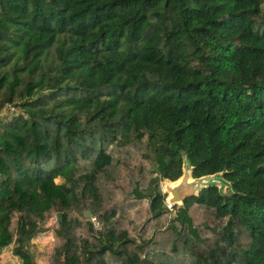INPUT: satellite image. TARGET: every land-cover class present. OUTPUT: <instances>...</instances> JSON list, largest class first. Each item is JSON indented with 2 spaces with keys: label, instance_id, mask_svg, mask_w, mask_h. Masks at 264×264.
Masks as SVG:
<instances>
[{
  "label": "trees",
  "instance_id": "obj_1",
  "mask_svg": "<svg viewBox=\"0 0 264 264\" xmlns=\"http://www.w3.org/2000/svg\"><path fill=\"white\" fill-rule=\"evenodd\" d=\"M4 106L0 252L53 216L49 264H264V0H0ZM183 155L226 192L168 208Z\"/></svg>",
  "mask_w": 264,
  "mask_h": 264
},
{
  "label": "rangeland",
  "instance_id": "obj_2",
  "mask_svg": "<svg viewBox=\"0 0 264 264\" xmlns=\"http://www.w3.org/2000/svg\"><path fill=\"white\" fill-rule=\"evenodd\" d=\"M17 112L18 109L11 106H4L0 110V120L4 121L9 119L11 115ZM142 139L144 140V137ZM150 170L152 175H155L156 172L153 164L150 165ZM60 180L61 178L58 176L54 178V181L56 182H59ZM158 186L160 191L165 195L163 201L164 204H166L168 192L165 189V182L163 179L158 181ZM217 186L221 192H226L227 188L224 184L217 183ZM174 205L176 208L180 204L176 203ZM171 207L172 205L168 206V208ZM86 211L89 210H85V212ZM171 211H174V209L172 208ZM90 215L91 213L89 211L87 217H90V219L94 221V224L97 225V220L94 216ZM54 221L55 218L53 216L45 221H40L26 215H19L13 242L1 249L0 264L5 262L11 264H49V255L54 244L51 231V226ZM116 222L118 225H121L123 221L117 219Z\"/></svg>",
  "mask_w": 264,
  "mask_h": 264
},
{
  "label": "water",
  "instance_id": "obj_3",
  "mask_svg": "<svg viewBox=\"0 0 264 264\" xmlns=\"http://www.w3.org/2000/svg\"><path fill=\"white\" fill-rule=\"evenodd\" d=\"M177 178L174 180L163 178L165 189L168 192L166 203L170 206L176 203L181 204L184 197L197 194L202 187L207 185H214L218 189L217 183L224 184L225 187L228 185V182L222 177V171L193 176L192 166L184 155L182 156L181 173ZM88 214L89 211H86L85 215L87 216ZM202 264L208 263L203 262Z\"/></svg>",
  "mask_w": 264,
  "mask_h": 264
},
{
  "label": "built area",
  "instance_id": "obj_4",
  "mask_svg": "<svg viewBox=\"0 0 264 264\" xmlns=\"http://www.w3.org/2000/svg\"><path fill=\"white\" fill-rule=\"evenodd\" d=\"M165 205H166L167 207L170 206V205H168L167 203H166Z\"/></svg>",
  "mask_w": 264,
  "mask_h": 264
}]
</instances>
